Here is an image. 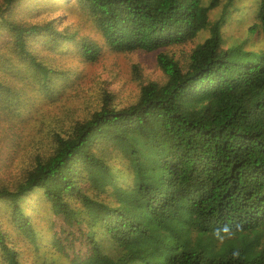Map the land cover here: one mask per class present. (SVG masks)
Here are the masks:
<instances>
[{
	"label": "trees",
	"instance_id": "obj_1",
	"mask_svg": "<svg viewBox=\"0 0 264 264\" xmlns=\"http://www.w3.org/2000/svg\"><path fill=\"white\" fill-rule=\"evenodd\" d=\"M233 1L0 0V264H61L64 251L71 264H264V49L223 47ZM68 8L99 39L47 18ZM205 31L183 61L166 52ZM104 49L158 52L163 79L133 66L134 103L103 91L87 118L45 127V151L26 150L34 115L15 119L17 82L33 81L42 118ZM57 219L68 247L41 239Z\"/></svg>",
	"mask_w": 264,
	"mask_h": 264
},
{
	"label": "rangeland",
	"instance_id": "obj_2",
	"mask_svg": "<svg viewBox=\"0 0 264 264\" xmlns=\"http://www.w3.org/2000/svg\"><path fill=\"white\" fill-rule=\"evenodd\" d=\"M60 1V0H59ZM259 1L260 0H234L227 11L222 24V41L224 48L234 46H243L245 50L260 51L264 49V33L259 22ZM224 2V1H223ZM223 6V4H222ZM222 7L216 8L210 19L212 22L221 17ZM66 15L71 19H75V23L79 26L81 34L99 39V35L94 28L89 24L84 13L76 11L74 8L60 10L58 12L47 14V18ZM35 16L33 20H37ZM209 36V32H202L197 39L183 46L174 47L166 52L173 53L175 58L183 61L187 58L190 51L197 45L202 43ZM156 53L134 52L131 54L116 53L108 49H104L98 61L93 65H86L83 68V79H76L71 84L64 88V91L59 90L62 94L55 96L50 106L43 108L42 118L38 117L37 110L34 108V84L28 77L21 78L17 83L19 87L28 88V92L23 94V99L27 102L16 110L15 119L24 121L28 116H32L34 120L28 122L24 135L28 138L25 149L30 148L34 151L43 152L47 147V140L44 134L45 127L49 124L56 127H65L73 121L87 118L96 108L103 91L113 95L114 104L118 107H124L137 100L139 94V83L133 77V66H137L142 74L143 79L162 80L163 74L157 66ZM37 112V113H36ZM41 113V112H40ZM32 128V129H31ZM48 130V129H47ZM24 150V146H23ZM23 150L20 157H17L16 162L19 166L20 161L24 160ZM45 151V150H44ZM50 219V218H49ZM47 221L46 224L40 227L41 239L43 244L47 245L53 239L60 243L59 245L68 247L69 242H65L68 226L64 225L61 219L53 222ZM53 227L55 229L53 230ZM72 239H80V231L71 227ZM57 247V246H56ZM78 249L79 246H76ZM70 250V249H69ZM74 251V252H73ZM75 255L77 260L84 258V253L77 256L76 250H71L69 253ZM54 253V252H52ZM64 258L58 259L61 264H71L70 255L65 251ZM52 257V255H51Z\"/></svg>",
	"mask_w": 264,
	"mask_h": 264
}]
</instances>
